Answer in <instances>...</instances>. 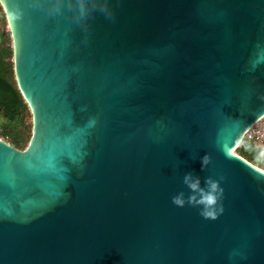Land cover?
<instances>
[{"label": "water", "instance_id": "water-1", "mask_svg": "<svg viewBox=\"0 0 264 264\" xmlns=\"http://www.w3.org/2000/svg\"><path fill=\"white\" fill-rule=\"evenodd\" d=\"M106 2L0 0L32 115L0 141V264H264V172L231 155L264 117V0Z\"/></svg>", "mask_w": 264, "mask_h": 264}, {"label": "trees", "instance_id": "trees-1", "mask_svg": "<svg viewBox=\"0 0 264 264\" xmlns=\"http://www.w3.org/2000/svg\"><path fill=\"white\" fill-rule=\"evenodd\" d=\"M6 14L0 4V103H4L6 113L11 117L8 123L0 126L5 141L14 150L23 152L27 149L32 138V115L30 108L22 97L14 74V50ZM249 147L258 152L257 145L248 135H244L240 144L234 151V155L258 168L256 158Z\"/></svg>", "mask_w": 264, "mask_h": 264}, {"label": "clouds", "instance_id": "clouds-1", "mask_svg": "<svg viewBox=\"0 0 264 264\" xmlns=\"http://www.w3.org/2000/svg\"><path fill=\"white\" fill-rule=\"evenodd\" d=\"M62 0H55V3L50 7V11L58 10ZM79 11L78 17L83 18L88 15V8L86 7L85 0H77ZM75 5L69 4V7L72 8ZM99 6L101 11L105 12L107 15H112L111 10L107 6L106 0L103 3H100V0H93V7ZM264 154V153H262ZM210 160L208 156L203 157L202 165L207 166ZM184 183L192 191L193 195L188 198V203L194 205H202V215L205 218L215 219L217 216V204L220 198L222 197L223 190L219 185V182L209 178L205 183L207 185L206 189L201 187V181L199 177H193L191 174H187L184 177ZM173 203L177 206H183L185 204L184 193H179L173 197ZM220 211L223 209L220 208Z\"/></svg>", "mask_w": 264, "mask_h": 264}, {"label": "built area", "instance_id": "built-area-1", "mask_svg": "<svg viewBox=\"0 0 264 264\" xmlns=\"http://www.w3.org/2000/svg\"><path fill=\"white\" fill-rule=\"evenodd\" d=\"M5 32H9L6 28ZM248 135L249 139L257 145L259 154L264 158V117L257 121L250 130L245 134ZM0 141L5 142L2 129L0 127Z\"/></svg>", "mask_w": 264, "mask_h": 264}, {"label": "rangeland", "instance_id": "rangeland-1", "mask_svg": "<svg viewBox=\"0 0 264 264\" xmlns=\"http://www.w3.org/2000/svg\"><path fill=\"white\" fill-rule=\"evenodd\" d=\"M7 123L8 122L6 121L5 117H1L0 118V126L1 127L4 126V125H6ZM5 141H7V140L5 139ZM249 149L252 152L251 154H253L255 156V158H256L257 166L259 168H261V169H264V158L259 154V152H256L253 147H249ZM232 154L234 155V152Z\"/></svg>", "mask_w": 264, "mask_h": 264}, {"label": "flooded vegetation", "instance_id": "flooded-vegetation-1", "mask_svg": "<svg viewBox=\"0 0 264 264\" xmlns=\"http://www.w3.org/2000/svg\"><path fill=\"white\" fill-rule=\"evenodd\" d=\"M1 117H5L7 122L11 119V117L6 113L4 103H0V118Z\"/></svg>", "mask_w": 264, "mask_h": 264}, {"label": "bare ground", "instance_id": "bare-ground-1", "mask_svg": "<svg viewBox=\"0 0 264 264\" xmlns=\"http://www.w3.org/2000/svg\"><path fill=\"white\" fill-rule=\"evenodd\" d=\"M231 155H233V154H231Z\"/></svg>", "mask_w": 264, "mask_h": 264}]
</instances>
